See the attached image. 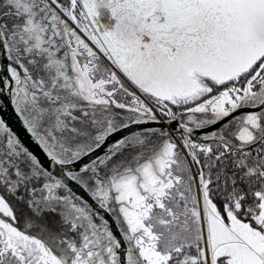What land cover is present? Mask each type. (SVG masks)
I'll list each match as a JSON object with an SVG mask.
<instances>
[{"label": "snow or ice", "instance_id": "obj_1", "mask_svg": "<svg viewBox=\"0 0 264 264\" xmlns=\"http://www.w3.org/2000/svg\"><path fill=\"white\" fill-rule=\"evenodd\" d=\"M0 264H264V0H0Z\"/></svg>", "mask_w": 264, "mask_h": 264}, {"label": "water", "instance_id": "obj_2", "mask_svg": "<svg viewBox=\"0 0 264 264\" xmlns=\"http://www.w3.org/2000/svg\"><path fill=\"white\" fill-rule=\"evenodd\" d=\"M3 116L9 122L10 126H12L16 130H19L18 121L10 107L5 109V111L3 112Z\"/></svg>", "mask_w": 264, "mask_h": 264}]
</instances>
